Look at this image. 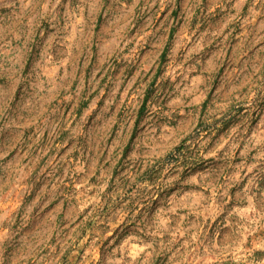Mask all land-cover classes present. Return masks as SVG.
Wrapping results in <instances>:
<instances>
[{
  "label": "rangeland",
  "instance_id": "1",
  "mask_svg": "<svg viewBox=\"0 0 264 264\" xmlns=\"http://www.w3.org/2000/svg\"><path fill=\"white\" fill-rule=\"evenodd\" d=\"M0 264H264V0H0Z\"/></svg>",
  "mask_w": 264,
  "mask_h": 264
}]
</instances>
